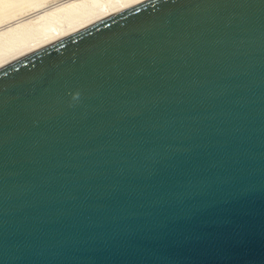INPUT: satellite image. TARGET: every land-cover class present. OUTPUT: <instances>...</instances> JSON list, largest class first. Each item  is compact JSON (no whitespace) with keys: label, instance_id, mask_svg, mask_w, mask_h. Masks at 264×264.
I'll return each mask as SVG.
<instances>
[{"label":"water","instance_id":"1","mask_svg":"<svg viewBox=\"0 0 264 264\" xmlns=\"http://www.w3.org/2000/svg\"><path fill=\"white\" fill-rule=\"evenodd\" d=\"M0 264H264V0H138L1 64Z\"/></svg>","mask_w":264,"mask_h":264},{"label":"bare ground","instance_id":"2","mask_svg":"<svg viewBox=\"0 0 264 264\" xmlns=\"http://www.w3.org/2000/svg\"><path fill=\"white\" fill-rule=\"evenodd\" d=\"M138 0H0V65Z\"/></svg>","mask_w":264,"mask_h":264},{"label":"clouds","instance_id":"3","mask_svg":"<svg viewBox=\"0 0 264 264\" xmlns=\"http://www.w3.org/2000/svg\"><path fill=\"white\" fill-rule=\"evenodd\" d=\"M79 98V93H75L74 95H73V99H78Z\"/></svg>","mask_w":264,"mask_h":264}]
</instances>
